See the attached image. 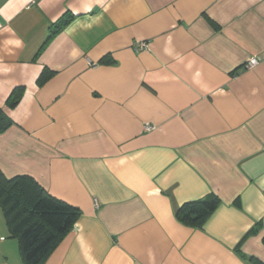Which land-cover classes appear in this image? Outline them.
I'll list each match as a JSON object with an SVG mask.
<instances>
[{"label": "crops", "instance_id": "crops-1", "mask_svg": "<svg viewBox=\"0 0 264 264\" xmlns=\"http://www.w3.org/2000/svg\"><path fill=\"white\" fill-rule=\"evenodd\" d=\"M0 108L5 177L81 211L45 264H264V0H0ZM0 264H24L1 206Z\"/></svg>", "mask_w": 264, "mask_h": 264}, {"label": "trees", "instance_id": "trees-1", "mask_svg": "<svg viewBox=\"0 0 264 264\" xmlns=\"http://www.w3.org/2000/svg\"><path fill=\"white\" fill-rule=\"evenodd\" d=\"M74 20L75 15L65 13L51 28L47 41ZM100 63L111 65L114 61L110 57H104ZM52 75L53 72L46 69L39 77L38 84H45ZM24 92V87L16 88L7 101L8 106L15 108ZM12 125L11 118L0 108V133L6 132ZM220 205L219 197L209 194L185 203L177 209L175 216L182 224L201 230ZM0 206L11 237L19 241L24 264H45L81 216L79 208L50 195L34 178L21 175L9 179L1 170ZM259 227L257 225L251 229L247 237L259 234ZM237 252L251 264H263L254 257L244 255L238 248Z\"/></svg>", "mask_w": 264, "mask_h": 264}, {"label": "built area", "instance_id": "built-area-1", "mask_svg": "<svg viewBox=\"0 0 264 264\" xmlns=\"http://www.w3.org/2000/svg\"><path fill=\"white\" fill-rule=\"evenodd\" d=\"M137 47L139 50H144V49L148 48V45L145 42H141V43L137 44ZM257 62H258L257 59H255V58L251 59L249 62L250 67H254L257 64Z\"/></svg>", "mask_w": 264, "mask_h": 264}]
</instances>
